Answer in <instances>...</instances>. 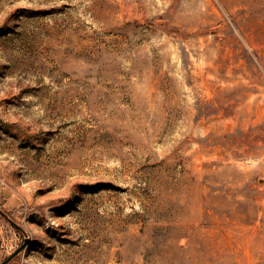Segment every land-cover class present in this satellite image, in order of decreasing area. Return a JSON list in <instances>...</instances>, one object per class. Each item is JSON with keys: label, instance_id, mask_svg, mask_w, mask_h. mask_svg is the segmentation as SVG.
I'll return each mask as SVG.
<instances>
[{"label": "rangeland", "instance_id": "1", "mask_svg": "<svg viewBox=\"0 0 264 264\" xmlns=\"http://www.w3.org/2000/svg\"><path fill=\"white\" fill-rule=\"evenodd\" d=\"M0 264H264V0H0Z\"/></svg>", "mask_w": 264, "mask_h": 264}, {"label": "water", "instance_id": "2", "mask_svg": "<svg viewBox=\"0 0 264 264\" xmlns=\"http://www.w3.org/2000/svg\"><path fill=\"white\" fill-rule=\"evenodd\" d=\"M21 249L17 250V252H15V254H13L10 258H8L5 262H3L2 264H8L14 257H16L19 253H20Z\"/></svg>", "mask_w": 264, "mask_h": 264}, {"label": "built area", "instance_id": "3", "mask_svg": "<svg viewBox=\"0 0 264 264\" xmlns=\"http://www.w3.org/2000/svg\"><path fill=\"white\" fill-rule=\"evenodd\" d=\"M0 200H1V193H0Z\"/></svg>", "mask_w": 264, "mask_h": 264}]
</instances>
